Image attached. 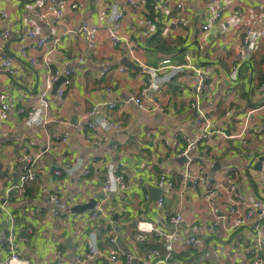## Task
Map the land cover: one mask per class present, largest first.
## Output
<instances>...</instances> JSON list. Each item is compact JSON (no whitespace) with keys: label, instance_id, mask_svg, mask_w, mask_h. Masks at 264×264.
<instances>
[{"label":"crops","instance_id":"obj_1","mask_svg":"<svg viewBox=\"0 0 264 264\" xmlns=\"http://www.w3.org/2000/svg\"><path fill=\"white\" fill-rule=\"evenodd\" d=\"M65 1L61 22L51 26L35 15L43 12L42 0H0L8 14L7 21L0 20V29L10 32L6 52L13 59L14 71L10 76L0 69V92L6 95L9 106L8 118L0 120V206L5 190L18 182L23 158H37L35 181L26 184L22 197L5 201L6 211L0 209V235L6 229L7 213H12L20 239V259L28 264H55L59 258L65 264H124L127 257H132L133 264H152L156 260L150 256L154 249L164 259L161 264H237L250 258L254 239L264 238V226L256 215L248 226L231 230L212 224L228 215L231 200L237 195L244 200L239 205L242 208L264 197L259 177L264 169V89L260 90L264 84V39L252 59H244L240 49L243 27L233 16L239 8L255 30L263 28L264 0H188L184 12L175 8L177 0H134L136 7H126L121 21V34L127 43L118 47L110 45L107 24H100L97 15L124 0ZM164 1L171 6L168 11L161 8ZM73 4L79 9L71 10ZM220 8L223 16L214 20L212 15ZM81 23L98 28L93 49L87 48L78 32ZM204 25L209 26L206 32L202 31ZM29 31L45 39L42 49L35 48L36 39L28 38ZM22 48L33 58L34 66L21 57ZM185 52L193 66L209 69L201 92L195 90L193 72L171 76V70L165 68L160 72L164 81L157 91H151L162 112H143L129 102L130 96L139 94L146 85L141 66L156 68L164 60L176 66L184 62ZM102 65L110 71L100 76ZM67 70L72 73L63 100L52 94L53 83L44 99L49 108L39 117L41 122L56 119L69 125L50 121L28 126L18 109L39 106L49 77L55 71L64 75ZM105 101L116 103L113 110H107L108 117L125 122L120 130L107 132L108 142L94 145L90 137L103 134L101 130L89 132L83 127L77 132L72 125L93 104ZM197 109L206 113L211 135L191 151L190 169L193 176L200 169L206 174L202 184L188 182L181 188L178 173L182 164L176 157L180 150L165 147L157 136L178 135L180 148H185L183 137L192 139L202 133L196 122ZM62 136L66 143L57 139ZM110 163L119 165L126 190L101 191ZM215 163L219 169L213 172ZM66 164L75 166L76 171L81 168L69 175L63 170ZM55 171L61 175L56 176ZM164 171L171 172L174 185L170 193L155 185ZM231 185L235 189L229 193ZM211 189L219 193L208 201L205 194ZM54 195L67 206L57 216L49 201ZM160 197L163 205L158 207ZM90 200L96 202V220L91 219L93 211L69 212ZM176 212L183 220L172 229L171 217ZM139 220L153 223L161 232L176 233L178 242L169 246L156 234H140L135 228ZM97 225L106 230L99 236L100 253L82 262L87 238ZM194 226L201 230L192 232ZM192 235L198 244L187 250L183 242ZM113 238L115 243L111 244ZM112 255L117 257L115 263L110 262ZM6 256L0 249V262Z\"/></svg>","mask_w":264,"mask_h":264},{"label":"built area","instance_id":"obj_2","mask_svg":"<svg viewBox=\"0 0 264 264\" xmlns=\"http://www.w3.org/2000/svg\"><path fill=\"white\" fill-rule=\"evenodd\" d=\"M43 2V12H35V15L38 18H42L46 20L48 24L51 26L58 25L63 17L64 9L66 5L65 0H42ZM188 0H177L175 4V8L178 12L185 11V5ZM161 8L164 11H168L171 6L167 1L161 2ZM136 7L134 0H124L118 3L111 5L108 9L99 11L97 18L100 24H107L106 32L109 43L113 47H118L121 44H126L127 40L121 34V21L123 19V10L128 7ZM71 10L79 9V6L73 4L70 6ZM224 9L220 8L219 10L215 11L212 15L214 20H218L223 16ZM233 16L239 20L240 24L243 27V36L241 39V53L244 59L251 60L254 54L258 43L264 39V27L255 30L251 24L247 22L244 18L243 13L239 8H236L233 11ZM0 20L5 22L8 20V14L5 9L2 7L0 3ZM148 25H152L150 21H147ZM209 26H202V31H208ZM176 29V28H175ZM78 32L84 38L86 42V46L88 49H93L96 44L97 39V32L98 28L94 25H90L87 23H81L78 27ZM10 32L7 28L0 29V69L5 71L8 75L12 76L14 74L13 71V59L7 54L6 52V43L9 39ZM28 38L36 39L35 48L42 49L46 42L43 37H40L34 31H29L27 33ZM20 55L23 60L28 63L30 66L35 65V61L30 56L25 48L20 50ZM184 62L182 64L172 66L169 65V60H164L161 62V66L152 68L141 66V73L147 78L146 85L144 89L139 94L131 95L129 98V102L134 104L139 110L143 112H162L163 107L155 101L154 97L151 95L161 85V82L164 80L160 77V72H163L165 68L171 70L170 75H180L184 74L188 71L193 72L192 78L194 83L196 84L195 90L197 92H201L204 88V84L206 78L209 77V69L205 67L196 68L191 63L190 54L185 52L183 54ZM201 60V59H200ZM110 71L109 68L102 65L101 71L99 73L100 76L107 74ZM72 70H67L64 75L59 74V72H54L53 75L49 77V80L46 83L45 90L41 93L40 96V103L39 106H33L28 110H24L22 108L18 109V113L20 115H24L26 119V124L28 126L32 125H46L50 121L55 124H65L69 125L67 122H63L60 120H43L39 117L42 110H47L49 108V104L45 102V98L49 92L50 87L53 83H55L61 76H64V82L58 87L56 91V98L59 101L63 100V96L65 93L66 87L69 85V76L71 75ZM169 76V77H171ZM170 78H166L168 81ZM162 80V81H161ZM264 89V84H262L260 90ZM106 93H110V88H104ZM148 103V106L145 104ZM116 107V103L114 101H105V102H97L93 104L91 109L83 115L80 120L76 124H73L72 127L77 132H82L83 127L87 128L89 132H96L97 130H101L103 134H92L90 137V142L94 145L100 144L101 142H108L107 132L111 130H120L122 128V124L125 120L121 122H116L111 120L107 115V110L111 111ZM198 110V109H197ZM199 111V118L196 120L197 124L200 125L202 129V133L195 135L192 139L184 138L185 148H180L179 136L173 135L169 138H163L162 136L158 135L157 139L161 141V143L169 148L170 150H180L179 153L176 155L177 159L185 158L186 161L182 164L179 170V184L181 188H185L188 182H191L192 185L197 186L198 184H202L205 178V170L200 169L197 174L194 176L191 175V164L193 163V156L191 154L192 150L197 149V147L202 144L204 140H206L210 135L211 132L208 130V120L206 119V113L202 110ZM252 113L254 111H251ZM9 113V106L7 104L6 95L0 92V120H6L8 118ZM250 118V117H248ZM221 135H224L223 132L217 131ZM99 135V136H98ZM148 135V134H147ZM58 140L66 143V137H58ZM81 167L77 168L75 166H71L70 164H66L63 166V170L68 172L69 175L78 172ZM83 174H87V171H82ZM37 174V158H32L30 156H25L23 158V169L19 175L18 182L14 185L9 186L5 190L4 198L7 202H12L15 199H18L24 195L25 186L27 183H32L36 179ZM54 174L56 176H60V171H55ZM260 183L261 188L264 190V169L261 168L260 173ZM155 185L160 187L164 190L165 193H170L173 190V181L171 177L170 171H164L158 178L155 180ZM101 191L103 193H117L120 191H124L127 189V183L125 181L124 176L120 173V168L118 164H108L106 169V178L101 186ZM235 189V185L229 186L227 191L229 193L233 192ZM219 191L216 189H211L205 194V198L210 201L214 197L218 195ZM146 200H149V196H145ZM4 201V203H5ZM49 201L55 206L56 210L53 212L55 216L59 215V213L66 211V204L60 200L57 196H50ZM243 198L239 195L236 196V199L231 200V204L229 207V212L227 216H222L216 219L213 222L212 227L218 226L219 223L227 228V230H231L236 227H243L248 226L249 223L252 221L253 217L256 215L258 219V223L261 222L262 226H264V197L263 198H256L252 201L249 205L245 207H240L239 205L242 204ZM3 205L0 206L2 211H6ZM158 207L163 205V198H159L157 200ZM96 205L93 212L91 213V219L94 221L98 218V210ZM182 215L179 212H176L171 217V224L177 226L180 222H182ZM136 231L140 234L145 235H152L156 234L161 238H164L167 241V244L173 245L178 242V235L173 232H161L159 229L151 222L145 220H139L136 223ZM201 230L200 226H194L192 232H198ZM105 228H100L98 225L96 227L93 226L91 232L87 238L86 247L84 248L81 254V261L85 262L94 256L100 253L98 248V240L99 236L102 232H105ZM111 244L115 243V239L110 240ZM198 244V239L196 236H190L188 239H185L183 242L184 248L187 250L194 249ZM0 249H3L6 252V258L0 264H28L27 262H23L20 259V239L19 234L16 229L15 223V216L12 213H7V224L5 232L0 235ZM250 254L252 255L248 259H241L237 262V264H264V238L256 237L253 241V246L250 250ZM151 257H154L156 260L152 264H161L163 263L164 259L158 250H152ZM166 259V258H165ZM117 261V257L112 255L110 257V262L115 263ZM55 264H65L64 260L59 258L57 259ZM124 264H133L132 257H127ZM150 264V263H148Z\"/></svg>","mask_w":264,"mask_h":264},{"label":"water","instance_id":"obj_3","mask_svg":"<svg viewBox=\"0 0 264 264\" xmlns=\"http://www.w3.org/2000/svg\"><path fill=\"white\" fill-rule=\"evenodd\" d=\"M129 67H134V65L133 64H131L130 62H127L126 63ZM64 80H65V78H64V76H61L55 83H54V85H53V89H52V94H56V91H57V89H58V87L64 82ZM73 124H75V122H73ZM177 161L180 163V164H183L185 161H186V159L185 158H179V159H177ZM261 161H262V158H260V161L258 162V165L261 163ZM219 169V164L218 163H215L214 164V166H213V168H212V171L214 172V171H217ZM260 169V168H259ZM212 172V173H213ZM212 173H211V175H212ZM95 205H96V202H95V200H90L88 203H86V204H82V205H76V206H74L73 208H71L70 210H69V212L70 213H72V214H74V213H78V212H85V211H92L93 209H94V207H95ZM55 210H56V208H55ZM172 227V229H175V227L176 226H171Z\"/></svg>","mask_w":264,"mask_h":264}]
</instances>
